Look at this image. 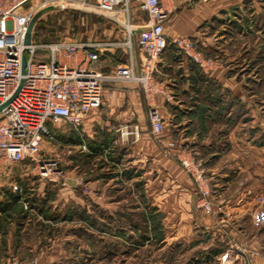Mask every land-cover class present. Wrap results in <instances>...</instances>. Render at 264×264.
Here are the masks:
<instances>
[{"label": "crops", "instance_id": "0c3cea01", "mask_svg": "<svg viewBox=\"0 0 264 264\" xmlns=\"http://www.w3.org/2000/svg\"><path fill=\"white\" fill-rule=\"evenodd\" d=\"M245 1L167 0L164 3L169 14L164 32L170 45L156 61L153 77L161 89L154 97V106L164 120L160 136L152 135L149 107L140 83L110 82L104 87L102 107L90 113L83 125L88 142L94 147L92 151L97 153L106 146L105 152L109 154L105 158L98 152L106 163L101 169L92 168V177L83 180L76 159L75 163L65 159V181L59 183L57 191L53 183L40 180L31 165H13L0 171V264L31 259H37L40 264H54L56 248L51 244V224L64 225L71 209L77 217L83 205H98L103 214L115 218L116 169L139 174L132 181L138 182L140 195L141 187L144 192L148 188V173H157L155 187L165 194L160 192L156 202L176 205L172 207L176 216L180 205L184 208L182 214L193 218L199 211L194 183L179 163L184 150L192 152L213 183L210 201L216 216L202 212L208 237L216 232L212 219H218L220 236L224 229L243 246L256 250L264 246L259 225L255 223L259 217L264 221V209L254 198L262 170L257 165V156L264 155V149L240 146L246 85L240 77L243 71L218 63L206 72L171 43L173 39L190 38L194 43L213 47V36L205 37L200 30L219 14L241 7ZM144 21H135V26H142ZM131 41V49L121 42L97 43L101 45L99 66L104 75L112 76L122 64H132L138 75L143 74L144 55L138 47L137 35ZM135 127L136 133L127 134ZM83 184L84 189H89L85 194L81 189ZM52 191L57 192V200L53 202ZM168 196L170 199L166 200ZM62 238L68 239L66 235Z\"/></svg>", "mask_w": 264, "mask_h": 264}, {"label": "rangeland", "instance_id": "374dc122", "mask_svg": "<svg viewBox=\"0 0 264 264\" xmlns=\"http://www.w3.org/2000/svg\"><path fill=\"white\" fill-rule=\"evenodd\" d=\"M133 12L134 17L130 22L134 26V40L139 29L135 26V21L147 18L136 8ZM127 24L126 17L105 15L93 8H63L60 11H50L40 18L34 28L35 41L96 44L109 41L124 44L129 39ZM204 27L200 32L205 37L213 36V47L196 43V50L205 59L235 66L237 72L243 71L240 77L246 85L243 87L242 97L243 130L240 133V146L243 149H264V0H247L241 7L219 14L211 20L210 25ZM123 54L122 52L121 55ZM49 128L53 131V139H44L43 150L46 157L59 161L63 169L65 159L73 163L76 159L75 165L82 170L83 180L93 176L92 168L101 169L109 155L105 152L108 151L106 146L105 149L100 147L97 153L92 151L94 147L88 142L83 128L75 131L64 124L49 125ZM65 131H68L67 134H64ZM102 143L106 144V141ZM184 151L181 154L183 157H193L190 150ZM98 152L105 158H101ZM257 158V165L262 170L254 198L259 207L264 209V155L259 154ZM195 161L199 164L198 160ZM199 166L202 168L200 164ZM181 167L184 169L182 165ZM116 170L113 191L116 199L115 218L111 219L103 214L98 205H83L79 212L81 214L77 217L72 213L74 210L68 208L64 225L51 224V244L56 248L54 264H222V256L227 252L230 254V264H264V246L257 250L243 246L233 234L224 229L220 236L218 219H212L216 232L208 237V231L203 226L202 212L207 216H216L210 201L214 194L213 186L209 198L212 212L208 214L201 207L200 193L193 182L199 214L188 218L189 215L182 214L184 208L180 205V212L176 216V211H172V207L176 205H161L156 202L161 196L160 192H163L154 184L157 173H148V188L144 192L141 187L140 195L138 182L132 181L139 174ZM185 173L187 174L186 171ZM204 175L212 185L205 170ZM53 184L57 191L59 183ZM83 187L84 184L81 187L84 194L89 192L88 188L86 190ZM51 199L52 202L57 200V192L52 191ZM55 205L56 203L52 204V208ZM257 219L255 223L259 225L261 239H264V221L260 217L258 221ZM64 235L68 239L64 240ZM59 249H62L60 254Z\"/></svg>", "mask_w": 264, "mask_h": 264}, {"label": "built area", "instance_id": "2783aa9c", "mask_svg": "<svg viewBox=\"0 0 264 264\" xmlns=\"http://www.w3.org/2000/svg\"><path fill=\"white\" fill-rule=\"evenodd\" d=\"M166 1L0 0V107L4 106L0 110V171L13 165L28 164L40 180L64 183L65 172L60 162L44 155V139H53L49 125L64 124L75 131L83 128L88 115L102 107L104 87L110 82L140 83L149 107L152 135L158 137L163 133L164 120L154 106V97L161 89L153 77L156 61L170 45L164 32L169 19L164 8ZM48 7H57L53 11L86 7L105 15L126 17L129 39L123 46L128 49L132 48L134 32L130 19L136 8L147 18L137 33V44L144 55L143 74L138 75L132 64H122L112 76L104 75L99 66L101 45L96 43H39L35 41L33 30L30 44L25 45L32 17ZM171 43L206 72L217 64L205 59L190 38L173 39ZM136 132L135 127L127 134ZM180 163L199 190L201 207L210 214L212 185L204 170L194 157H181ZM229 256V252L222 256V264L230 262ZM7 264H37V261L12 260Z\"/></svg>", "mask_w": 264, "mask_h": 264}, {"label": "water", "instance_id": "95a60500", "mask_svg": "<svg viewBox=\"0 0 264 264\" xmlns=\"http://www.w3.org/2000/svg\"><path fill=\"white\" fill-rule=\"evenodd\" d=\"M57 9V7H48L45 9H42L40 11H38L31 19L29 25H28V30H27V35H26V39H25V45H29L31 42V34L37 24V22L40 20V18L45 15L46 13L53 11ZM25 67H26V56L24 55L23 57V73H25ZM6 106V105H5ZM4 108L0 107V110H2Z\"/></svg>", "mask_w": 264, "mask_h": 264}]
</instances>
